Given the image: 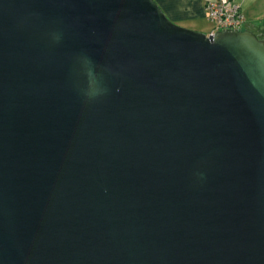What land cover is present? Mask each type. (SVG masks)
I'll return each mask as SVG.
<instances>
[{"label": "water", "instance_id": "95a60500", "mask_svg": "<svg viewBox=\"0 0 264 264\" xmlns=\"http://www.w3.org/2000/svg\"><path fill=\"white\" fill-rule=\"evenodd\" d=\"M0 264H264V38L0 0Z\"/></svg>", "mask_w": 264, "mask_h": 264}, {"label": "crops", "instance_id": "0c3cea01", "mask_svg": "<svg viewBox=\"0 0 264 264\" xmlns=\"http://www.w3.org/2000/svg\"><path fill=\"white\" fill-rule=\"evenodd\" d=\"M164 14L180 26L208 34L212 29L205 17L207 0H154ZM241 9L246 29L264 37V0H234Z\"/></svg>", "mask_w": 264, "mask_h": 264}, {"label": "built area", "instance_id": "2783aa9c", "mask_svg": "<svg viewBox=\"0 0 264 264\" xmlns=\"http://www.w3.org/2000/svg\"><path fill=\"white\" fill-rule=\"evenodd\" d=\"M204 12L212 26L210 34L224 29H242L244 25L240 6L234 0H207Z\"/></svg>", "mask_w": 264, "mask_h": 264}, {"label": "rangeland", "instance_id": "374dc122", "mask_svg": "<svg viewBox=\"0 0 264 264\" xmlns=\"http://www.w3.org/2000/svg\"><path fill=\"white\" fill-rule=\"evenodd\" d=\"M169 19V18H168ZM170 20V19H169ZM171 21V20H170ZM173 22V21H172ZM173 23H175V22H173ZM176 25H178V26H180L179 24H177V23H175ZM181 27H183V26H181ZM246 26H242V28H245ZM184 28H186V27H184ZM187 29H189V28H187ZM252 31H254V29L252 30ZM263 33H264V31H263ZM257 36H259L258 34H256Z\"/></svg>", "mask_w": 264, "mask_h": 264}, {"label": "flooded vegetation", "instance_id": "af4514ba", "mask_svg": "<svg viewBox=\"0 0 264 264\" xmlns=\"http://www.w3.org/2000/svg\"><path fill=\"white\" fill-rule=\"evenodd\" d=\"M259 38H264V37H261L260 35L258 36Z\"/></svg>", "mask_w": 264, "mask_h": 264}]
</instances>
